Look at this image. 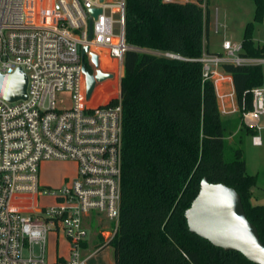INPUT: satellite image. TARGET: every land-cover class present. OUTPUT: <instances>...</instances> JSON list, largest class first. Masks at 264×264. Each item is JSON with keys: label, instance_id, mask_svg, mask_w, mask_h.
<instances>
[{"label": "built area", "instance_id": "obj_1", "mask_svg": "<svg viewBox=\"0 0 264 264\" xmlns=\"http://www.w3.org/2000/svg\"><path fill=\"white\" fill-rule=\"evenodd\" d=\"M166 2L172 0H164ZM197 1V0H192ZM92 39H87L89 10ZM126 0H0V73L21 68L27 77L26 98L0 97V264H88L109 245L118 230L122 180V106L85 96L80 49L103 48L123 73ZM223 53L204 52V79L212 81L220 115L239 116L232 76L226 63L259 65L264 56L242 55L241 42L224 41ZM94 52V51H93ZM172 59L183 57L159 53ZM99 58V55H98ZM100 60V58H99ZM86 67H92L89 54ZM115 73H113V77ZM231 90L220 93L222 84ZM67 92L68 97H57ZM252 109L242 113L248 127L264 118L263 82L251 89ZM253 145L262 144L251 134ZM73 161L72 180L49 188L40 184L42 162ZM50 197V204L40 200ZM101 218L108 228L94 222ZM101 220V221H102ZM67 241L66 254L48 260L49 236Z\"/></svg>", "mask_w": 264, "mask_h": 264}, {"label": "trees", "instance_id": "obj_2", "mask_svg": "<svg viewBox=\"0 0 264 264\" xmlns=\"http://www.w3.org/2000/svg\"><path fill=\"white\" fill-rule=\"evenodd\" d=\"M244 27L242 55L264 56L253 40L264 20V0H253ZM204 0H126L125 39L119 81L122 106V180L118 230L109 245L114 264H256L189 231L185 210L205 177L240 195L248 220L264 245V204L251 202L257 176L249 174L242 147L253 130L242 113L252 109L251 89L263 82L259 65L226 63L240 109L220 115L200 58L211 53ZM170 52L183 59L159 53ZM115 98L111 102H115ZM235 136L233 144L228 138Z\"/></svg>", "mask_w": 264, "mask_h": 264}, {"label": "water", "instance_id": "obj_3", "mask_svg": "<svg viewBox=\"0 0 264 264\" xmlns=\"http://www.w3.org/2000/svg\"><path fill=\"white\" fill-rule=\"evenodd\" d=\"M103 1V0H101ZM101 12L99 8L89 10L87 39H92L93 19ZM85 74V96L90 98L97 84L113 78V73L105 72L100 67L98 55L82 46L80 49ZM89 54L92 69L85 65ZM27 77L21 68L12 74L0 73V97L8 101L26 98ZM189 231L208 240L225 250L242 253L256 264H264V245L257 228L251 223L244 211L240 195L232 187L223 183H210L204 177L200 190L185 210Z\"/></svg>", "mask_w": 264, "mask_h": 264}, {"label": "rangeland", "instance_id": "obj_4", "mask_svg": "<svg viewBox=\"0 0 264 264\" xmlns=\"http://www.w3.org/2000/svg\"><path fill=\"white\" fill-rule=\"evenodd\" d=\"M206 11L209 13L210 23L208 25L207 36L205 37L206 45L211 50H222L224 41L241 42L244 27L248 22L253 21L254 2L253 0H204ZM254 38L258 39V43H264V20L262 23H255ZM100 63V60H99ZM116 81V69L114 68ZM119 78V77H118ZM115 85L112 84L111 88ZM98 87L95 86L90 97L96 93ZM57 97H68L67 92L58 93ZM238 117V116H236ZM235 117V118H236ZM258 134L261 137L262 144L260 146L253 145L251 135L244 136L243 149L246 159L247 172L257 176V184L252 187L251 202L254 204H264V118H259ZM235 136L228 138L229 145L233 144ZM76 165L73 161H57L50 160L40 164L39 180L40 184L49 188H58L64 185L62 179L67 177L72 180L75 176ZM52 199L44 197L40 200L41 204H50ZM98 218L94 222V232L99 226L108 228L109 224ZM49 260L52 259L56 243L53 235L49 236ZM58 254H66V241L61 238L58 243ZM113 259L112 248L107 246L98 254L88 259V264H110Z\"/></svg>", "mask_w": 264, "mask_h": 264}, {"label": "crops", "instance_id": "obj_5", "mask_svg": "<svg viewBox=\"0 0 264 264\" xmlns=\"http://www.w3.org/2000/svg\"><path fill=\"white\" fill-rule=\"evenodd\" d=\"M254 33H253V40L254 41H258V39H255L254 38ZM205 44H206V42H205ZM206 46H207L208 50L211 53L221 54V53L224 52L223 51V48H222V50H211V49H209L208 45H206ZM93 51L97 55H99V58H100V68L103 71H105V72L114 73L115 60L113 58L109 57L107 51L105 49L99 48V47H94L93 48ZM121 76H119V78L116 79L115 82L113 81V78H112V79H107L103 83H100V84L96 85L98 87V90H96V93H94V95L92 96L93 100L95 102H98V103H105L106 101H109L111 99H114L119 94V81H120ZM112 84L115 85L114 88H111ZM229 90H231V87H229L227 84H224L223 83L222 84V87L219 89V92L220 93H225V92H228ZM235 117L236 116H231V117H228V118L227 117H223V118H225V119H232V118H235ZM258 125H259V121H258ZM250 128L253 130V132H252L253 134L254 133L258 134V128L257 127H250ZM53 237H54V235H53ZM61 238H63V237H58L56 239V242H55L56 243L55 244L56 245V247H55L56 249L54 250V253L52 255V259L51 260H49V249H50V245L48 243V260L49 261H52L55 258V256L57 255V253H58L57 252L58 243H59V240ZM66 248H67V241H66ZM110 264H114L113 263V259L111 260V263Z\"/></svg>", "mask_w": 264, "mask_h": 264}, {"label": "flooded vegetation", "instance_id": "obj_6", "mask_svg": "<svg viewBox=\"0 0 264 264\" xmlns=\"http://www.w3.org/2000/svg\"><path fill=\"white\" fill-rule=\"evenodd\" d=\"M87 68H88V69L91 68L90 70H93L92 67H89V66H88ZM99 68H100V67H99ZM97 85H98V84H97Z\"/></svg>", "mask_w": 264, "mask_h": 264}]
</instances>
